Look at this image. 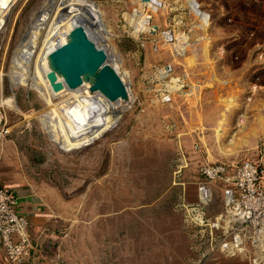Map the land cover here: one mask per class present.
I'll use <instances>...</instances> for the list:
<instances>
[{
  "label": "rangeland",
  "instance_id": "374dc122",
  "mask_svg": "<svg viewBox=\"0 0 264 264\" xmlns=\"http://www.w3.org/2000/svg\"><path fill=\"white\" fill-rule=\"evenodd\" d=\"M75 1L93 4L102 13L106 42L98 43L106 45L113 65L127 75L131 109L107 112L98 122L105 123L84 131L86 135L54 138L41 122L54 112L50 104L21 85L14 71L18 53L33 45L38 16L47 8L60 10L62 2L17 0L0 11V101L13 98L16 106L3 110L12 129L0 142H12L0 159L3 177L14 181L21 175L32 185L50 184L88 217L102 200L104 212L120 211L114 219L119 241L107 264H254L259 255L264 264V248L251 239L244 255L229 257L222 251L224 234L212 224L224 208L223 191L205 209L201 227L184 208L198 203L204 165L264 160V0H195L203 5L199 9L192 0L148 5L142 0ZM134 14L151 15L146 21L151 32L133 26ZM27 75L32 83L33 76ZM53 101L64 105L63 98ZM177 126L188 134L176 136ZM199 127L203 133L194 136ZM170 182L173 193L154 202ZM30 184L22 183L31 190ZM189 185L195 189L193 199L182 194ZM79 218L86 220L75 219L77 231ZM249 236L253 239V233Z\"/></svg>",
  "mask_w": 264,
  "mask_h": 264
},
{
  "label": "built area",
  "instance_id": "2783aa9c",
  "mask_svg": "<svg viewBox=\"0 0 264 264\" xmlns=\"http://www.w3.org/2000/svg\"><path fill=\"white\" fill-rule=\"evenodd\" d=\"M27 59L30 62L31 59L29 57ZM26 66L29 70L33 68L29 64ZM165 69L174 72L171 66ZM57 98L64 99L61 102L64 104L63 107L73 101L69 94ZM2 100L3 98L0 101V142L7 140L12 134L3 110L14 109L2 104ZM163 100L168 101L167 98ZM64 120L66 119H58V122ZM200 176L202 181L198 184V203L184 205L187 213L195 216L196 227H201V224L205 223L207 216L205 209L213 201L215 193L221 190L224 208L217 218L221 216L223 219L218 223V219L215 218L212 229L222 231L224 234L222 251L229 257L244 255L248 239L252 240L255 247L263 249L264 160L248 159L240 164L224 162L207 164L201 167ZM18 205L19 200L14 190L0 186V264H25L35 249L30 220L19 210ZM251 233L253 239L249 236ZM261 261L262 256L259 255L254 264H261Z\"/></svg>",
  "mask_w": 264,
  "mask_h": 264
},
{
  "label": "crops",
  "instance_id": "0c3cea01",
  "mask_svg": "<svg viewBox=\"0 0 264 264\" xmlns=\"http://www.w3.org/2000/svg\"><path fill=\"white\" fill-rule=\"evenodd\" d=\"M192 2L195 3L196 1L192 0ZM197 4L199 8L203 7L200 2ZM193 6L195 5L193 4ZM194 101L197 102L198 100ZM196 102L194 104H197ZM173 103L174 101L171 102V104ZM197 112L199 113V110ZM197 116L193 115L192 120L197 121ZM202 127L195 130L191 129L194 132L193 135L201 136ZM166 130L171 131V128L166 125ZM191 131L189 130L190 133ZM173 132L176 136L188 134V131L181 126H177ZM11 145V141L0 143V159L6 153L8 146ZM25 180L30 184L28 179L21 175L15 176L14 181L7 180L1 174L0 169V186H7L14 190L19 200V210L30 220L35 249L25 264H107V261H110L109 251L113 250L114 244L119 241L118 231L120 229L119 226H115L114 219L118 218L120 211L104 212L102 200L97 202L99 204L96 206L95 213L88 217L80 208L74 209L72 201L66 200V197L56 187L50 184L40 186L31 183L32 189L29 190L22 185L26 182ZM173 186L172 183L167 184L161 193L162 195L158 196L154 202H157L159 198H169L167 194L166 196L163 194L171 190L173 193L175 190ZM194 192L195 189L191 185L182 189V194L184 193L192 199ZM78 217L86 218L85 221L79 218V231H77V221L75 220ZM90 217L92 220H88ZM110 222L111 224H109ZM94 225L95 233L93 232ZM128 230H132V228ZM122 231L121 233H123ZM77 235L79 242L76 243ZM128 239L132 241V238Z\"/></svg>",
  "mask_w": 264,
  "mask_h": 264
},
{
  "label": "bare ground",
  "instance_id": "6f19581e",
  "mask_svg": "<svg viewBox=\"0 0 264 264\" xmlns=\"http://www.w3.org/2000/svg\"><path fill=\"white\" fill-rule=\"evenodd\" d=\"M16 1L17 0H0V3L3 2L2 5H0V7L2 6V8H0V11ZM54 1L56 2V0ZM59 1L62 2L60 4L61 7L60 10H62V12H60V10L53 12L51 11V9L47 8L44 9L45 11H43V13L40 14V16H38L39 20L37 23L38 24L37 29L36 32L32 35L34 39L32 40L31 45L32 44L33 45L31 47L29 44H26L24 46L25 48L18 53V56L20 57V59L18 57L19 66L18 69L16 68L17 70L14 71L16 75L14 77L21 85L23 84L25 86H28L30 89H34L35 91H37L38 94H41L42 97H45L48 104H50L49 108L54 112L47 114L45 117L44 116L41 117V122L45 125L47 131L54 138L61 137L62 135H63L62 137H64L65 135H67V137L61 138V139H65L72 137L74 135L84 134V131H87L91 128H96V129L99 128V126L104 124L105 122L99 124L98 122L101 121L102 117L108 114L107 112L112 111L116 107L119 108L128 107L131 109L134 99L130 90L131 89L130 85L127 83V80L125 79L127 75H122V74L121 75L123 77V80L127 84L130 93L129 102H125L122 100L118 102H110L102 94L98 92H92L90 90L89 83H85L81 88L75 91H71L65 87V89H63L61 92L55 93L51 89L46 77L49 71V59H48L49 53L56 46L67 42L68 40L67 37L70 29H72L76 24L79 23L89 25L92 29H94L93 32L95 33V35H98L100 39L104 42V44L106 42L104 36L105 34H107L105 29H103V22L101 21L103 15L99 11V8L97 6H94L93 4L92 5L81 4L79 2H76L75 0H59ZM52 3L53 2H51L50 4ZM142 3L143 5L147 4L144 3L143 0ZM194 5L196 9H199V5L196 2L194 3ZM66 11L67 13L63 14ZM134 15L137 17V19L132 20L133 26L139 32L143 30L146 32H151V29L146 24V21L149 20V16L151 15H145V19L142 17H138L137 14ZM203 15L206 14L203 13ZM164 35L171 38L172 37L171 35L173 34L166 33ZM187 46H190V44H188ZM31 48H35V49L31 50ZM105 49H107L106 45H105ZM33 54L34 56H31ZM109 54L112 55L111 52H109ZM28 57L31 59L30 62L27 59ZM16 60L17 57L15 56L13 62H16ZM26 64L33 66V68L29 70ZM114 66L117 69H119V65H117V63H114ZM22 71L26 72L25 75L28 74L27 75L28 79L29 76H33L34 79L32 80V83H30L31 81L27 82L25 75L21 73ZM166 73L167 72L164 70L163 75H165ZM175 84H177V82H175ZM175 87H177V85ZM51 90L54 93L51 92ZM65 94L71 95L73 101L70 102L71 104H67L66 107L57 106V104L54 103L53 98L64 96ZM2 103L7 104L10 107L16 108V106L14 105L13 98H7L6 100H2ZM90 104H93L95 106L96 108L95 110L98 111L99 114L93 115L92 111L88 110ZM49 115H52V118L49 117ZM55 117H58V119L61 120L62 118H64L66 120L59 123L58 119H55ZM53 119L56 120L58 123L53 124L52 123L54 122ZM80 136L82 138L83 135ZM217 219L219 223L223 219V217L220 216ZM218 223H216V225H219Z\"/></svg>",
  "mask_w": 264,
  "mask_h": 264
},
{
  "label": "water",
  "instance_id": "95a60500",
  "mask_svg": "<svg viewBox=\"0 0 264 264\" xmlns=\"http://www.w3.org/2000/svg\"><path fill=\"white\" fill-rule=\"evenodd\" d=\"M151 1L143 0L144 3ZM154 30L157 32L158 27L155 26ZM67 38L66 43L56 46L49 53L46 77L51 89L55 93L65 87L75 91L89 83L92 92L102 94L110 102H129L127 84L113 65L114 57L99 45L100 37L91 32L86 24L79 23L70 29ZM95 109L93 104L88 107L93 115L99 114Z\"/></svg>",
  "mask_w": 264,
  "mask_h": 264
}]
</instances>
